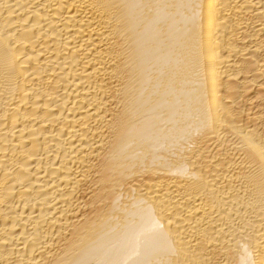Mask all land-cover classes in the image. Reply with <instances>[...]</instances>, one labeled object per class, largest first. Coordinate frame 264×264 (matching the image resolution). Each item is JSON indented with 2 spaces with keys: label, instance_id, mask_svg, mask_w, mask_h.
Wrapping results in <instances>:
<instances>
[{
  "label": "bare ground",
  "instance_id": "obj_1",
  "mask_svg": "<svg viewBox=\"0 0 264 264\" xmlns=\"http://www.w3.org/2000/svg\"><path fill=\"white\" fill-rule=\"evenodd\" d=\"M0 264H264V0H0Z\"/></svg>",
  "mask_w": 264,
  "mask_h": 264
}]
</instances>
